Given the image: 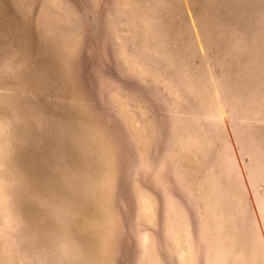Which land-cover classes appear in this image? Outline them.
I'll return each instance as SVG.
<instances>
[{
    "label": "rangeland",
    "instance_id": "1",
    "mask_svg": "<svg viewBox=\"0 0 264 264\" xmlns=\"http://www.w3.org/2000/svg\"><path fill=\"white\" fill-rule=\"evenodd\" d=\"M0 264H264V0H0Z\"/></svg>",
    "mask_w": 264,
    "mask_h": 264
}]
</instances>
